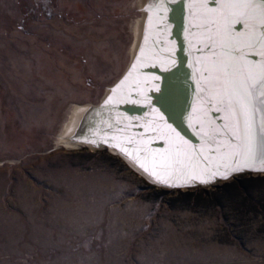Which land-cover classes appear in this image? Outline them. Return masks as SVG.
I'll list each match as a JSON object with an SVG mask.
<instances>
[{"label": "rangeland", "instance_id": "obj_1", "mask_svg": "<svg viewBox=\"0 0 264 264\" xmlns=\"http://www.w3.org/2000/svg\"><path fill=\"white\" fill-rule=\"evenodd\" d=\"M138 7L0 0V264H264V175L169 190L54 146L127 70Z\"/></svg>", "mask_w": 264, "mask_h": 264}, {"label": "bare ground", "instance_id": "obj_2", "mask_svg": "<svg viewBox=\"0 0 264 264\" xmlns=\"http://www.w3.org/2000/svg\"><path fill=\"white\" fill-rule=\"evenodd\" d=\"M138 2L144 16L134 23L135 42L131 48L127 70L107 88L101 103L73 104L70 107L69 115L63 122L54 146L63 144L68 149H76L81 144L79 142H85L90 148H94V144L86 141L109 140L121 144L133 154H139L142 163L150 170L160 173L161 169L154 167V162H161L170 152H191L195 148L205 149L206 155H215L214 152H207L208 145L197 123L201 108L200 85L197 82L201 79L200 70L204 67V59L211 56L213 49L201 42L200 29L190 24L191 13L199 11L194 6L197 0H167V12H161L159 15L154 9L152 23L147 25V43L144 42V33L149 12L145 8L149 0ZM236 27L239 30L242 26ZM142 44L145 51L140 64L132 71L125 84L113 94L112 90L132 69ZM172 61H175L174 67H171ZM166 68L170 70L165 71ZM153 76L159 79L154 80ZM154 86H158L159 91H156ZM109 96H112V101L106 105L105 101ZM157 109L159 111H156ZM161 114L163 121L160 119ZM223 115L214 110L209 111V118L215 120L217 125L223 124ZM167 125L176 129L188 144H183L176 138ZM113 137L114 140L111 139ZM129 139H134L135 145H128L126 141ZM109 148V152L122 156L134 171L156 182L116 147ZM196 171L200 172L203 179L208 178L207 173L201 172V169ZM220 171L223 172L224 169L221 168ZM181 181L186 180L177 178L169 183Z\"/></svg>", "mask_w": 264, "mask_h": 264}, {"label": "snow or ice", "instance_id": "obj_3", "mask_svg": "<svg viewBox=\"0 0 264 264\" xmlns=\"http://www.w3.org/2000/svg\"><path fill=\"white\" fill-rule=\"evenodd\" d=\"M210 4L215 6L210 7ZM166 5L167 0H149L145 8L149 12L145 43L148 41L147 25L152 23L153 10L158 15L167 12ZM194 6L199 11L191 13L190 24L200 29L201 42L213 49L211 56L204 59V67L200 70L201 79L197 82L200 85L201 103L197 123L208 145L207 152H214L215 155H206L205 149L195 148L191 152H170L161 162H154L153 166L161 169L158 173L142 163L139 154L129 152L121 144L100 141L108 143L109 147H116L121 154L162 184H169L170 180L177 178L207 183L208 180L203 179L197 169L207 173L208 179L217 175L226 179L231 172L244 170L264 172V0H197ZM237 25L242 27L238 30ZM144 51L142 44L132 69L112 90L113 94L140 64ZM174 66L175 61H172L171 67ZM152 79L159 77L153 76ZM154 87L159 91L158 86ZM111 101L112 96H109L105 104ZM211 110L224 114L223 124L217 125L215 120L209 118ZM160 119L164 120L162 114ZM167 128L183 144H188L171 125H167ZM86 142L97 147L100 143L96 140ZM126 143L133 146L136 141L129 139ZM144 158L147 159V156Z\"/></svg>", "mask_w": 264, "mask_h": 264}, {"label": "water", "instance_id": "obj_4", "mask_svg": "<svg viewBox=\"0 0 264 264\" xmlns=\"http://www.w3.org/2000/svg\"><path fill=\"white\" fill-rule=\"evenodd\" d=\"M104 98V96L101 98V100L96 103L99 104L102 102V99ZM81 143L79 145V148H89L91 150H97V149H105L107 151H109V146L106 143H99V146L97 147L96 145H93L94 148H90L88 146V143L85 142H79ZM77 149V148H76ZM121 157L122 160L126 161L122 156ZM136 172V171H135ZM140 176H142L145 180H147V182H149L150 184L157 186V187H162V188H166L169 190H188V189H192V188H196V187H209L211 185L214 184H218L224 181H228L234 178H237L241 175H245V174H250V175H264V172H260V171H249V170H244V171H239V172H231L230 174H228L227 178H222L220 175H217L215 177H213L212 179H208L207 183H201L199 180H186V181H181V182H170L169 184H162L159 182H153L151 180H149L144 174L137 172ZM169 185H173V186H169Z\"/></svg>", "mask_w": 264, "mask_h": 264}, {"label": "flooded vegetation", "instance_id": "obj_5", "mask_svg": "<svg viewBox=\"0 0 264 264\" xmlns=\"http://www.w3.org/2000/svg\"><path fill=\"white\" fill-rule=\"evenodd\" d=\"M138 8L140 9V7H138ZM141 12H142V15H141L139 18H141V19H142V18H143V16H144V13H143V11H142V10H141ZM139 18H138V19H139ZM134 42H135V40H134ZM134 42H133V44H134Z\"/></svg>", "mask_w": 264, "mask_h": 264}, {"label": "trees", "instance_id": "obj_6", "mask_svg": "<svg viewBox=\"0 0 264 264\" xmlns=\"http://www.w3.org/2000/svg\"><path fill=\"white\" fill-rule=\"evenodd\" d=\"M41 10H42V8H41ZM30 11H31V12H35L36 10H35L34 8H32Z\"/></svg>", "mask_w": 264, "mask_h": 264}]
</instances>
